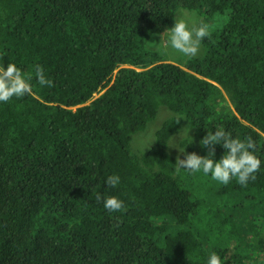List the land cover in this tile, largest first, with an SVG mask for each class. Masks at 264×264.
<instances>
[{"label":"trees","instance_id":"obj_1","mask_svg":"<svg viewBox=\"0 0 264 264\" xmlns=\"http://www.w3.org/2000/svg\"><path fill=\"white\" fill-rule=\"evenodd\" d=\"M179 9L228 12L216 42H202L205 56L184 67L146 46ZM8 63L25 76L39 64L54 86L33 76L31 95L0 103V264L264 259V0H0V65ZM161 107L174 116L135 153L133 137ZM183 118L199 143L218 127L251 137L256 179L245 187L177 172L167 148ZM181 147L207 155L187 140ZM225 151L217 145L214 159ZM111 175L116 188L105 184ZM97 194L124 209L108 212ZM254 210L259 223L244 215ZM224 235L231 245L214 247Z\"/></svg>","mask_w":264,"mask_h":264},{"label":"clouds","instance_id":"obj_2","mask_svg":"<svg viewBox=\"0 0 264 264\" xmlns=\"http://www.w3.org/2000/svg\"><path fill=\"white\" fill-rule=\"evenodd\" d=\"M213 27V25L203 22L193 23L189 26L185 19L175 18L173 27L168 28L166 43H162V34L160 43L148 42V44L161 54L172 50L183 57H194L198 54L204 39L211 38ZM33 76L41 87L54 86L53 80L46 77L43 67L39 64L33 65V72L27 76L13 63H8L6 68L0 65V103H7L13 97L23 98L25 95H31ZM191 130L189 123L179 133L191 140L189 136ZM217 145L226 150L218 161L214 159ZM200 146L207 150L206 156L197 155L195 152L186 153L185 149L178 148L184 158L181 159L179 155L177 156L175 163L177 172L180 170L192 174L202 172L206 176L210 175L212 180L225 185L235 178L238 184L245 187L249 181L256 179L255 174L261 168V161L253 154L255 142L251 137L244 140L238 137L234 138L223 127H218L214 132H207L200 140ZM119 182L118 175H111L107 177L105 184L108 188H116ZM96 199L97 201L103 199V206L108 212H119L124 209L123 201L116 196L102 198L100 194H97ZM207 264H221V259L213 252L210 254Z\"/></svg>","mask_w":264,"mask_h":264},{"label":"rangeland","instance_id":"obj_3","mask_svg":"<svg viewBox=\"0 0 264 264\" xmlns=\"http://www.w3.org/2000/svg\"><path fill=\"white\" fill-rule=\"evenodd\" d=\"M175 18H183L185 19L188 23L189 26H191L193 23H208L213 25V31H212V36L210 38V41L212 42H216V38H214V36H216L217 33L221 32L225 25L226 22L228 20V12H225L224 14H220V15H216L213 17H208L205 13L202 12H196V11H187L184 9H179L176 12ZM174 18V19H175ZM167 31H165L162 36V34H158V35H151L149 40L146 43V46L149 50L151 51H155L157 53H159L160 55H162L165 60L167 62L176 64L180 67H184V65L187 63V61L189 59H193V58H203L206 54V48L203 44H201L199 52L196 56L194 57H183L181 56L179 53H175L172 50H168L165 54H161L160 52H158L154 47H151L149 43H160L161 40V36H162V43H166L167 41ZM209 39V38H208ZM95 97H97V95H95ZM171 116H174L173 113H171L170 111H168L166 108L161 107L158 111L157 117L156 119L149 123L147 128L143 131L140 132L138 134H136L133 137V141L131 143V149L138 154H142L148 150H150L154 144H155V132L158 130V128L161 126V124L167 119L170 118ZM189 122L183 118V122L181 125V129L188 126ZM192 128V127H191ZM180 129V130H181ZM194 134V133H193ZM192 134V130L189 132V136L191 137L188 138L187 136H181L180 133L178 132L176 135H174L173 137H171L169 143H168V148L167 151L170 153L171 156H173L175 159H177V156L179 155L181 159L184 158V155L181 154L178 151V148L181 150H184V148L181 147V143L185 140L191 142L194 144V148L195 149H199L200 143L199 141L193 136ZM211 181V180H210ZM213 181H211L209 183V185H213ZM209 195V194H208ZM257 210L254 211H249L247 212L246 215L247 217H249L251 214L255 215V222L257 221V223H259V215L256 214ZM255 229V228H254ZM261 231V235L264 238V229L260 230ZM255 243L257 242L256 237L251 238ZM232 243V240L229 239V237L227 238V235H224L221 238H218L217 240L214 241V247H229ZM240 245H244V243H242V241L240 242ZM259 252L257 251L256 253V258L254 260V262L252 264H264V259L262 258H258L259 257ZM258 256V257H257Z\"/></svg>","mask_w":264,"mask_h":264}]
</instances>
